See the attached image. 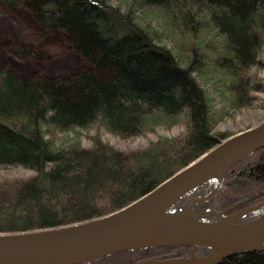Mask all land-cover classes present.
Instances as JSON below:
<instances>
[{"label":"trees","instance_id":"16d2710c","mask_svg":"<svg viewBox=\"0 0 264 264\" xmlns=\"http://www.w3.org/2000/svg\"><path fill=\"white\" fill-rule=\"evenodd\" d=\"M8 12L24 8L33 19L65 36L86 67L65 79L18 77L0 64V166L34 174L0 181V232H23L90 220L114 212L184 167L228 135L212 132L222 110L211 109L193 76L207 64L231 92L230 104L250 106L264 81L250 73L264 40V0H0ZM114 2L115 5H114ZM155 7L189 42L190 61L168 49L129 15ZM213 32L215 39L198 33ZM28 55L26 47L17 49ZM206 58V63L204 61ZM183 119L178 137H159L140 149L120 150L100 138L92 146L53 147L49 132L100 122L121 137ZM200 185L171 210L204 195ZM224 214L264 201V146L222 175L214 193L194 205ZM249 214L241 220H247ZM212 220V215L200 216ZM190 253L188 246L149 247L115 253L92 264H130ZM216 264H264V251L230 255Z\"/></svg>","mask_w":264,"mask_h":264},{"label":"water","instance_id":"95a60500","mask_svg":"<svg viewBox=\"0 0 264 264\" xmlns=\"http://www.w3.org/2000/svg\"><path fill=\"white\" fill-rule=\"evenodd\" d=\"M263 146L264 120L225 137L114 212L58 227L0 232V264H92L115 253L163 246H188L190 253L130 264H216L233 254L264 251V201L227 214L244 198L216 211L194 209L214 193L228 168ZM206 183L210 189L204 195L181 209H170L185 193ZM247 214L249 219L238 221ZM204 215L214 219H200Z\"/></svg>","mask_w":264,"mask_h":264},{"label":"rangeland","instance_id":"374dc122","mask_svg":"<svg viewBox=\"0 0 264 264\" xmlns=\"http://www.w3.org/2000/svg\"><path fill=\"white\" fill-rule=\"evenodd\" d=\"M116 2H114L115 5ZM131 18L139 23L154 37L155 43L168 48L177 62L186 66L190 59L189 42L179 36L169 23L163 10L155 7L133 8ZM203 40L215 39L213 32L198 33ZM26 47L28 55L23 56L17 49ZM206 58L204 61L206 63ZM0 64L22 78H41L61 80L73 76L86 67L83 57L72 49L65 36L37 23L29 11L18 8L13 12L5 10L0 2ZM207 64L200 66L201 71L193 76L204 90L212 110L223 111L212 132L216 135H232L253 127L264 120V93H256L253 105L235 107L230 104L231 92L226 88L223 77ZM250 73L264 81V40L257 55V61ZM183 119L173 125H155L139 135L121 137L111 133L100 122L88 127H72L64 131L49 132L44 126L46 137L53 147L61 148L72 143L84 147L92 146L93 138H100L120 150L140 149L159 137H178L184 131ZM34 172L20 165L0 166V181L6 179L28 178ZM196 254H199L197 251Z\"/></svg>","mask_w":264,"mask_h":264},{"label":"bare ground","instance_id":"6f19581e","mask_svg":"<svg viewBox=\"0 0 264 264\" xmlns=\"http://www.w3.org/2000/svg\"><path fill=\"white\" fill-rule=\"evenodd\" d=\"M262 209H264V206H263V208H262ZM206 251H207V253H208V252H210V251H211V249H208V250L206 249Z\"/></svg>","mask_w":264,"mask_h":264},{"label":"flooded vegetation","instance_id":"af4514ba","mask_svg":"<svg viewBox=\"0 0 264 264\" xmlns=\"http://www.w3.org/2000/svg\"><path fill=\"white\" fill-rule=\"evenodd\" d=\"M239 210V209H238ZM236 211V210H235ZM233 212V211H232ZM250 217V216H249ZM249 219V218H248ZM238 221H244V220H241V218L238 220Z\"/></svg>","mask_w":264,"mask_h":264}]
</instances>
